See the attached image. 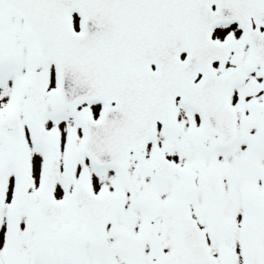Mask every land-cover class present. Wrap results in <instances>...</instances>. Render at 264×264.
Masks as SVG:
<instances>
[{"label":"snow or ice","instance_id":"obj_1","mask_svg":"<svg viewBox=\"0 0 264 264\" xmlns=\"http://www.w3.org/2000/svg\"><path fill=\"white\" fill-rule=\"evenodd\" d=\"M0 264H264V0H0Z\"/></svg>","mask_w":264,"mask_h":264}]
</instances>
